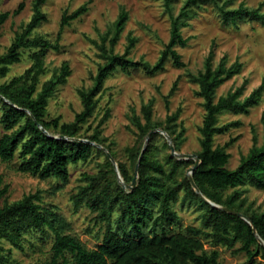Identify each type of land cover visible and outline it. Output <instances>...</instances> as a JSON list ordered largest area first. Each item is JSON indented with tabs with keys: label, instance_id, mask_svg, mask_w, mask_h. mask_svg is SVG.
I'll use <instances>...</instances> for the list:
<instances>
[{
	"label": "trees",
	"instance_id": "16d2710c",
	"mask_svg": "<svg viewBox=\"0 0 264 264\" xmlns=\"http://www.w3.org/2000/svg\"><path fill=\"white\" fill-rule=\"evenodd\" d=\"M174 1L164 0V8L170 18V38L153 64L128 56L129 50L136 42L131 35L127 36L124 53H116L112 47H107L106 41L113 46L128 19V12L124 7L120 8L112 25V35L109 28L100 36L99 42H94L103 63L98 66L93 84L78 91L82 109L75 114L71 122H60V116L46 119V107L49 97L59 84L67 81L71 70L68 63L63 62L58 71L40 87L38 86L45 69V54L49 48L58 49V45L32 35L36 27L47 21V16L42 10L46 0H33L29 21L15 33L6 52L0 54V76H3L11 64L20 60L22 50L33 49L30 53L32 62L25 72L0 84V125L4 129L0 134V160L11 161L18 152V170L39 178H56L63 182L68 181L70 163L87 161L90 158L96 148L91 142L106 147L116 160L115 153L105 144L106 139L101 136L99 128L107 119L108 110L101 117L94 132L86 137L88 141L78 140L82 138L79 134L80 125L91 116L97 102L95 96L101 90L104 79L113 70L120 68L124 72H129L130 69H142L146 74L153 75L164 68L168 58H171L176 67L185 66L176 49L187 42L182 35L181 27L188 25V20L197 14L196 8L206 1L212 2L217 8L223 24L235 23L243 18L264 24V13L259 7L249 8L241 3L237 8H227V1L185 0L179 13L174 15L172 10ZM92 2L93 0H86L72 12L62 14L56 41L61 38L63 28L87 12ZM23 8L24 1H21L11 14H18ZM9 15L8 11L0 13V28ZM241 67L239 62L227 65L224 58L214 65L212 55H209L204 62L203 70L197 74H189L198 85L197 94L203 99L205 110L199 128L200 149L196 153L200 162L193 170L192 176L204 196L219 205L247 215L259 236L264 239V210L259 212L246 207L237 188L246 182L264 187V142L259 146L253 144L246 154L241 155L239 164L234 169L227 167L230 154L226 150L234 139L223 145H214V136L227 132L231 126L228 123L218 125V115L225 111L247 113L249 108L259 101L264 88L263 78L260 86L247 96L243 97L244 85H241L216 97L217 88L238 74ZM174 89L175 84L171 92ZM165 105L167 107L169 105L167 97ZM140 111L141 117L135 113L131 117L138 137L143 139L152 129L160 128L171 136L178 151L179 142L176 140L182 131L176 133V121L180 108L174 113H168L162 121L153 119L151 101L143 103ZM262 118L264 121V114ZM40 125L52 136L45 133ZM54 133L74 139L56 138ZM157 136L159 133L155 132L149 138L133 188L125 189L121 186L113 163L105 154L99 171L95 174L83 173L82 178L87 183L79 187L71 197L76 207L86 205L99 221H107L117 208L119 219L126 222L122 233L107 226L101 241L88 248L75 236L66 232L67 223L62 217L42 206L39 194L23 195L12 202L4 199L0 203V264L5 262L2 242L7 241L21 249L22 235L30 229L40 231L47 229L53 235L52 255L46 264H219L216 251L209 254L204 252L200 236L232 248L235 252L244 251L247 257L246 264H256L257 259L264 262V246L257 241L253 227L246 220L205 202L195 192L187 176L182 181L176 179L178 168L182 165L186 167L193 165V159L178 158L169 154L167 161L170 168L168 171L165 169L164 164L152 151L153 141ZM163 146L168 147L166 141ZM142 147L126 148L132 171L126 163L116 160L125 183H130L135 175V166ZM230 188L233 192L226 194L225 191ZM6 190L7 186L4 185L0 190V197ZM181 190H184V200L203 210L201 217L205 229L188 225L184 232L174 230L178 216L173 209V203L177 201ZM237 243L240 246L234 248Z\"/></svg>",
	"mask_w": 264,
	"mask_h": 264
},
{
	"label": "rangeland",
	"instance_id": "374dc122",
	"mask_svg": "<svg viewBox=\"0 0 264 264\" xmlns=\"http://www.w3.org/2000/svg\"><path fill=\"white\" fill-rule=\"evenodd\" d=\"M21 1H24V8L18 14H11ZM32 1L0 0V13L10 12L0 28V54L6 52L15 33L29 21L32 15ZM85 1L46 0L42 10L47 16V21L42 22L32 33L33 36L42 37L58 45V49L49 48L45 54V69L40 76L39 87L59 70L63 62H67L71 70L67 81L59 84L48 99L47 120L60 116V122H71L75 114L82 109L78 91L93 84L98 66L103 63L94 42H99L100 36L109 28L112 35V25L121 7L128 12V19L113 46L106 41L107 47H112L114 52L124 53L127 36L131 35L136 42L129 50L128 56L153 64L170 38V18L164 8V0H93L89 10L66 25L61 38L56 41L62 14L72 12ZM223 1H227V8H237L242 3L249 8L259 7L264 13V0H221ZM184 2L185 0L173 2L174 15L179 13ZM196 12L197 14L188 20V25L181 27L182 35L187 40L186 44L176 47L185 66L176 67L171 58H168L164 68L153 75L146 74L142 69L124 72L116 68L104 79L101 90L96 94L97 102L91 116L80 125V136L88 140L86 137L94 132L101 117L108 110L107 119L99 127L101 136L115 153L116 160L126 163L130 171L133 167L126 148L142 147L145 141V138L138 137L131 117L133 113L141 117V105L149 101L152 102L153 119L156 121L164 120L168 113H174L180 108L176 121V133L182 131L176 140L179 142L178 152L196 154L199 151V128L205 110L203 99L197 94L198 85L189 74H197L203 70L204 62L209 55H212L214 65L223 58L227 65L234 62L242 65L238 74L217 88L216 97L241 85H244L243 97L247 96L263 81L264 24L246 18L238 19L235 23L223 24L217 8L209 1L201 3ZM32 51L33 49L22 50L20 60L11 64L6 74L0 76V84L25 72L32 62L30 58ZM174 84L175 89L171 92ZM166 97L169 101L168 107L165 105ZM263 114L264 88L259 101L250 107L247 113L225 111L218 115V125L231 124L227 132L214 136V145H223L234 139L226 148L230 154L227 163L229 169L238 166L241 155L246 154L253 144L259 146L264 142ZM3 132L4 129L0 125V134ZM164 141L167 142L166 137L159 133V136L154 138L152 151L168 171L170 163L167 156L171 154V150L169 145L163 146ZM95 147L87 161L69 164V178L66 182L56 178L43 179L18 170V152L11 161L0 160L2 176L0 190L4 185L7 186L6 192L0 197V203L4 199L12 202L23 195L39 194L42 206L62 217L67 223L66 232L75 236L88 248L101 241L107 226L122 233L126 222L119 219L117 208L107 221H99L86 205L76 207L71 199L79 187L87 183L82 178L83 173H97L100 163L105 160L106 152L96 145ZM191 166H180L175 175L176 179L182 181L185 176L188 177ZM237 188L246 207L259 212L264 210V187L246 182ZM232 192L231 188L225 191L226 194ZM183 194L184 190H181L177 201L173 203V209L178 216L174 230L184 232L188 225L205 229L201 217L203 210L184 200ZM200 239L204 245V252L218 253L219 264H246L247 257L244 251L235 252L232 248L214 243L204 236H200ZM52 241L53 235L47 229L42 231L30 229L24 232L21 249L3 241L4 264H46L51 259ZM239 246L237 243L234 248ZM256 264L264 262L257 259Z\"/></svg>",
	"mask_w": 264,
	"mask_h": 264
},
{
	"label": "water",
	"instance_id": "95a60500",
	"mask_svg": "<svg viewBox=\"0 0 264 264\" xmlns=\"http://www.w3.org/2000/svg\"><path fill=\"white\" fill-rule=\"evenodd\" d=\"M3 99H5V101L11 103L8 99H6L4 96H1ZM40 128L45 132L47 133L48 135H51L45 128H43V126L40 125ZM155 132H159V133H162L166 139H167V142H168V145L170 147V150H171V155L172 156H175V157H178V158H183V159H193L194 160V164L193 166H191L189 168V171H188V179L193 187V189L195 190V192L197 194L200 195V197L205 201L207 202L208 204L212 205V206H215V207H218V208H221L229 213H232V214H235L241 218H243L244 220H246L252 227H253V231L256 235V238H257V241L262 245L264 246V239L259 236V234L257 233V230L255 229V227L253 226V223L252 221L249 219V217L247 215H245L244 213L240 212V211H237L235 209H230L228 207H225V206H222V205H219L213 201H211L210 199H208L206 196L203 195V193L201 192V190L199 189V187L197 186V184L195 183L194 179H193V176H192V173H193V170H195L199 164V159L197 157V154L193 153V154H190V153H180L178 152L176 149H175V146L173 144V141H172V138L171 136L164 130L160 129V128H154L152 129L151 131H149L145 137V141H144V144H143V147H142V150L140 152V155H139V158H138V161L136 163V166H135V175L133 177V179L131 180L130 183H125L123 178L121 177L120 175V172H119V169H118V166H117V163L115 161V159L113 158V156L111 155L110 151L104 147L103 145L99 144V143H95V142H91L92 144L100 147L101 149H103L106 154L108 155V157L110 158L111 162L113 163V166H114V169H115V173H116V176L119 180V183L121 184V186L125 189H131L133 188L135 185H136V180H137V176H138V167H139V163L141 161V158L143 156V153L147 147V143L149 141V138L151 136L152 133H155ZM52 136V135H51ZM55 136V135H54ZM56 138H62V139H74V138H68L66 136H63V135H56L55 136ZM78 140H84V141H88V140H85V139H82V138H78Z\"/></svg>",
	"mask_w": 264,
	"mask_h": 264
}]
</instances>
